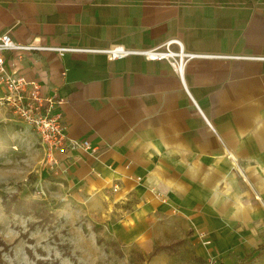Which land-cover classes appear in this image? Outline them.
<instances>
[{"label": "crops", "instance_id": "obj_1", "mask_svg": "<svg viewBox=\"0 0 264 264\" xmlns=\"http://www.w3.org/2000/svg\"><path fill=\"white\" fill-rule=\"evenodd\" d=\"M0 33L95 49L177 38L205 54L184 88L138 55L5 51L7 71L63 98L67 137L90 148L55 152L52 174L0 83V184L88 202L113 241L147 254L186 240L224 264H264V0H0Z\"/></svg>", "mask_w": 264, "mask_h": 264}, {"label": "rangeland", "instance_id": "obj_2", "mask_svg": "<svg viewBox=\"0 0 264 264\" xmlns=\"http://www.w3.org/2000/svg\"><path fill=\"white\" fill-rule=\"evenodd\" d=\"M45 164L44 160L42 161ZM55 175V174H54ZM46 192V191H45ZM47 193V192H46ZM16 194L37 204L29 214L5 212L2 196ZM44 195V190L0 184V262L4 264H224L216 253L190 242L170 241L174 248L154 255L134 244L113 241L106 220L100 221L90 204H77ZM64 200V201H63ZM49 213L47 219L45 215ZM100 239V241L98 240ZM200 243L208 239L200 234ZM156 244V243H155Z\"/></svg>", "mask_w": 264, "mask_h": 264}, {"label": "built area", "instance_id": "obj_3", "mask_svg": "<svg viewBox=\"0 0 264 264\" xmlns=\"http://www.w3.org/2000/svg\"><path fill=\"white\" fill-rule=\"evenodd\" d=\"M41 50L54 51L60 56L65 52L80 51L100 52L110 59L138 55L148 61H165L177 75L184 88L186 65L192 58L205 55L187 51L177 38L168 39L153 47L131 48L122 44H113L102 49H95L71 46H43L33 41L19 43L8 33H0V83L7 90V94L1 101L10 108L17 119L34 129L44 150V162L52 174L57 173L55 152L73 149L87 150L90 145L87 140L67 137L66 126L62 121L60 110L63 98L57 95H47L42 91V85L6 70L3 58L5 51L22 53ZM249 57L254 58L253 56Z\"/></svg>", "mask_w": 264, "mask_h": 264}, {"label": "trees", "instance_id": "obj_4", "mask_svg": "<svg viewBox=\"0 0 264 264\" xmlns=\"http://www.w3.org/2000/svg\"><path fill=\"white\" fill-rule=\"evenodd\" d=\"M1 204L5 212H14L23 215L29 214L37 206L35 202L21 199L16 194H12L10 196H2ZM48 216H50L49 213L45 215V219H47ZM98 240L100 241V239ZM178 243L179 242H176V244ZM173 248H174V243L169 245H156L154 246L152 252L149 253V255H154L162 250L170 251ZM0 264H4V263L1 261Z\"/></svg>", "mask_w": 264, "mask_h": 264}]
</instances>
